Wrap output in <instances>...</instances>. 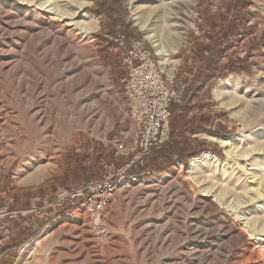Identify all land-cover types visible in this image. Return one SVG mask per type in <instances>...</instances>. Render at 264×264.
I'll list each match as a JSON object with an SVG mask.
<instances>
[{
    "label": "rangeland",
    "instance_id": "1",
    "mask_svg": "<svg viewBox=\"0 0 264 264\" xmlns=\"http://www.w3.org/2000/svg\"><path fill=\"white\" fill-rule=\"evenodd\" d=\"M87 3L85 16L95 19L89 41L72 49L54 46L46 39L40 41L38 53H52L54 58L50 67L43 65L36 55L10 44L14 30L5 32L0 24V209L29 212L10 219L12 230L1 238L0 246L16 229L18 238L24 237L26 241L0 264H18L21 260L23 264H94L96 260H109L111 264H199L198 253L188 255L197 246L188 239L190 233L210 231L224 219L229 224L233 221L245 235L236 232L233 239L216 238L207 243L199 240L198 250L208 258L200 264H221L226 258H232L230 264H244L248 253L255 255L249 264H264V234L258 232L260 227L264 228V198L240 204L245 201L241 195L249 187L243 178L235 182L236 169L227 161L218 142L241 136L242 140L234 144L238 152L257 149L264 143V120L255 126L256 123L247 121L253 116L246 112L250 98L264 100V0H247L240 9V0H195V14L186 32L185 45L173 52L168 63L161 64L175 70L177 81L186 86L200 66L195 54L200 45L206 48L205 57L211 55L214 46L221 48L219 67L236 65V73L227 74L210 87L211 100L202 98V112L210 116L212 124L190 137L191 144L201 152L198 157L184 163L174 157V165L166 169L161 156L152 163L159 152L153 149L148 165L140 170L144 174L134 182L121 183L98 226L88 222L82 209L42 210L54 202L59 191L100 178L104 164L115 162L114 142L130 134L129 104L120 83L125 72L120 63L125 44L118 38L136 33L155 52L145 39V32L134 25L126 0ZM105 6L111 7L112 19L104 12ZM86 49L93 52V57ZM231 79L238 87L224 98L227 102L236 101L237 105L230 110L218 104L213 89ZM70 86L74 87L72 92ZM244 90L248 96H244ZM104 105L111 120L109 127ZM177 109L179 105L174 103L172 111ZM238 115L246 122H241ZM258 116L264 117V109ZM214 131L227 136H216ZM261 153L250 156L249 164L257 170V180L264 186ZM205 155L225 160L223 166L228 170L223 178L216 176L214 164L206 167L210 176L206 187L215 194L220 191L221 196L227 193L226 198L240 204L236 215L249 220L246 229L230 216V211L216 205L208 216H196V210L188 209V202L180 196L162 202L163 196L158 192L144 191L169 182L188 185L190 162ZM36 174L41 178L33 182ZM194 194L189 185L186 195L191 198ZM15 209L20 210L12 211ZM39 209V213L34 212ZM252 223L255 226L251 230ZM39 225L41 229L37 230ZM185 238L186 243L182 242Z\"/></svg>",
    "mask_w": 264,
    "mask_h": 264
},
{
    "label": "bare ground",
    "instance_id": "2",
    "mask_svg": "<svg viewBox=\"0 0 264 264\" xmlns=\"http://www.w3.org/2000/svg\"><path fill=\"white\" fill-rule=\"evenodd\" d=\"M126 1L129 15L132 18L134 25L137 29L145 32V39L154 48L155 55L158 57L160 65L162 63H168L172 59L173 52L184 46L186 43V32L192 22V16L195 14V0ZM87 5V0H0V24L5 28V32L14 30V32L11 33L10 44L17 48H21L24 52L29 51L32 55H36L37 59L43 65L47 64L46 66L50 67L52 66L54 58L52 57V53H38L40 51V41L46 39L54 46H67L69 49H72L75 46L81 47L80 45L82 41H89L91 38L90 35L95 28V19L91 15L85 16V8ZM86 53H89L90 56L93 57V52L90 49H86ZM86 56L87 54H84V57ZM64 87H68V84L64 85ZM237 87L238 84L235 82V79L228 80L226 83L213 89V96L219 105L225 106V108L231 110L233 108L232 105L235 106L236 101L227 102L224 98L228 96L230 91H233L232 89ZM70 90L72 92L74 87L70 86ZM90 90L91 88L89 87L87 92ZM243 93L244 96H248L247 90H244ZM248 101L249 103L246 112L253 117L250 120H246L250 123H256L255 126H260L264 117L262 118L258 115L260 110L264 109V100L263 98L260 99L254 97L250 98ZM101 103L103 102L101 101ZM109 104L110 100L108 99L107 105ZM107 105H104L103 112L105 115L104 117L106 118V126L109 127L111 120H109L110 116L108 114ZM237 117L241 122H246L244 117L239 115ZM241 140V136H235L218 139V142L224 150L227 161H230L232 166L236 169L238 177L234 179L235 182H237L238 179L243 178L244 184L249 187L248 190L241 195L245 201L242 200V203L240 204L245 205L249 202L259 201L264 198V186L257 180V170L255 171V168L253 169L251 167L252 165L249 164L250 156L258 155V152H262L261 155L264 157V143H259L260 145L257 149L252 147L253 149L248 148V151L246 149L245 151L238 152V149L234 144ZM224 163L225 160L219 161L214 156L205 155L200 159H194L190 162L187 170V179L190 181L188 185L182 186L169 182L164 187L155 184L150 187L149 190L144 189V191L147 193L151 191L158 192L159 196H163L162 202L172 201L173 197L180 196L182 201L186 199L188 202V209L191 208V210H196V216H208L211 212L215 211L216 205L217 207L230 211V216H234L235 219H238L241 227L246 229V226L250 224L249 220L242 219L241 217L239 218L236 215L240 204H234V199L230 200V197L226 198L227 193L222 194L221 196L219 193L220 191L215 194L210 187H206L207 180L210 179L209 174L205 170L206 167L209 168L210 164H214V172L216 173V176L218 175L223 178L226 176L228 170V168H224ZM40 178L41 175L36 174L32 178V181L35 182ZM178 178L179 175H177V180ZM189 185L195 193L191 198L186 195L187 187H189ZM230 196L232 197V195ZM263 206L264 205H262V207ZM228 222L226 219L220 220L219 226L217 225L212 230L206 231L202 234L201 232H198V230H193V232L190 233L191 237L188 239H191L193 244H197V246L193 249L189 248L190 251L188 252V255L192 254L193 256H196L198 253L197 261L200 264L208 259L203 251L198 250L200 248L199 246H201L200 241L202 243H207L209 240L216 238L233 239L236 237L234 235L236 232L239 233L238 235H245L235 226L233 221L230 224ZM252 225L253 227L251 230L254 228L255 223H252ZM258 232L264 234V228L260 227ZM249 233L251 234V232ZM188 239H182V242L186 243ZM180 240L178 239V241ZM111 246L113 247L114 245L112 244L109 247ZM254 252L257 255L255 250ZM253 255H249L248 253V256H245L246 259L244 258L245 260H243V263L249 264L253 260ZM231 260L232 258H226L221 264H230ZM117 262H120V260ZM93 263L109 264L110 262L109 260H96ZM212 263L213 262L209 264ZM18 264H23V260Z\"/></svg>",
    "mask_w": 264,
    "mask_h": 264
},
{
    "label": "built area",
    "instance_id": "3",
    "mask_svg": "<svg viewBox=\"0 0 264 264\" xmlns=\"http://www.w3.org/2000/svg\"><path fill=\"white\" fill-rule=\"evenodd\" d=\"M118 40L125 44L120 63L126 75L120 83L129 104L130 134L114 142L115 162L104 164L99 179L59 191L54 202L42 209H82L94 226L100 225L119 185L134 182L144 174L140 170L146 167L149 153L169 141L170 109L172 104L180 103L186 88L177 81L175 70L160 65L155 52L136 33ZM26 213L0 212V220Z\"/></svg>",
    "mask_w": 264,
    "mask_h": 264
},
{
    "label": "trees",
    "instance_id": "4",
    "mask_svg": "<svg viewBox=\"0 0 264 264\" xmlns=\"http://www.w3.org/2000/svg\"><path fill=\"white\" fill-rule=\"evenodd\" d=\"M240 1L241 4L237 7L238 9L243 8L247 0ZM103 10L112 19V16L109 15L111 7L105 6ZM96 15L99 16L100 13ZM205 50L206 48L202 45L195 48V54H197L200 61V66L193 74L191 82L186 86L180 103H177L179 109L172 111L173 104L171 106L169 118L171 140L156 149L159 152L155 154V159L152 161L153 164L156 159H162L159 158L161 156L165 158V168L169 169L175 163L172 160L174 157L180 161L183 160L182 162L184 163L186 159L198 157L199 153H201L198 147L191 144L190 136L205 131L212 124L210 116L202 112V109L205 107L202 104V98L211 100L210 87L215 82L224 80L227 74L236 73L235 64H228L224 67L217 65V59L221 52L219 46H214L209 57L204 56ZM125 75L126 72L122 73L120 79ZM212 134L223 137L227 136L226 133L219 134L216 131L212 132ZM85 179L88 180L86 177Z\"/></svg>",
    "mask_w": 264,
    "mask_h": 264
},
{
    "label": "crops",
    "instance_id": "5",
    "mask_svg": "<svg viewBox=\"0 0 264 264\" xmlns=\"http://www.w3.org/2000/svg\"><path fill=\"white\" fill-rule=\"evenodd\" d=\"M194 135L195 134L191 135L190 137H192ZM147 162H148V158H147ZM146 165H148V164H146ZM21 209H24V208H21ZM19 210L20 209H15V210H12V211H19ZM3 211H5V210L0 209V212H3ZM10 221L11 220L9 218H5V219H1L0 220V239L3 236L6 237V234L9 233L10 230H12L11 227H10V224L12 222H10ZM40 229H41V226L39 225L37 230H40ZM18 231L19 230L16 229L14 233H12L10 235L8 234L9 237H7V240L4 239L5 241H3L2 245L0 246V260H2V259L6 260L7 255L15 252L26 241V239L24 237H23V240H22V238H18V236H17V232Z\"/></svg>",
    "mask_w": 264,
    "mask_h": 264
}]
</instances>
